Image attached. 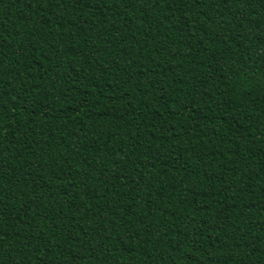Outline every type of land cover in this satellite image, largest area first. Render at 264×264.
I'll list each match as a JSON object with an SVG mask.
<instances>
[{
	"label": "trees",
	"instance_id": "obj_1",
	"mask_svg": "<svg viewBox=\"0 0 264 264\" xmlns=\"http://www.w3.org/2000/svg\"><path fill=\"white\" fill-rule=\"evenodd\" d=\"M0 264H264V0H0Z\"/></svg>",
	"mask_w": 264,
	"mask_h": 264
}]
</instances>
